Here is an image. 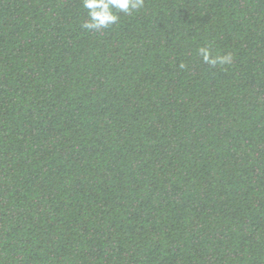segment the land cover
<instances>
[{"label": "trees", "instance_id": "obj_1", "mask_svg": "<svg viewBox=\"0 0 264 264\" xmlns=\"http://www.w3.org/2000/svg\"><path fill=\"white\" fill-rule=\"evenodd\" d=\"M118 15L0 0V264H264V0Z\"/></svg>", "mask_w": 264, "mask_h": 264}, {"label": "clouds", "instance_id": "obj_2", "mask_svg": "<svg viewBox=\"0 0 264 264\" xmlns=\"http://www.w3.org/2000/svg\"><path fill=\"white\" fill-rule=\"evenodd\" d=\"M145 0H82V6L87 10L88 18L82 24V28L87 31L101 32L104 29L115 25L119 21V13L131 15L144 6ZM197 54L202 57L207 64L215 66L232 63L230 53L224 55H214L209 47L201 46L197 49ZM181 68L185 65L181 64Z\"/></svg>", "mask_w": 264, "mask_h": 264}]
</instances>
